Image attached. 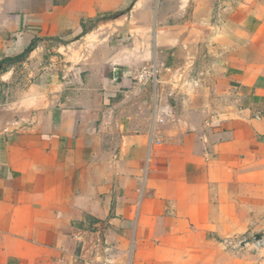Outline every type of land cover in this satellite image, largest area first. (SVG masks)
Returning a JSON list of instances; mask_svg holds the SVG:
<instances>
[{"label": "crops", "instance_id": "0c3cea01", "mask_svg": "<svg viewBox=\"0 0 264 264\" xmlns=\"http://www.w3.org/2000/svg\"><path fill=\"white\" fill-rule=\"evenodd\" d=\"M195 55L223 109L165 126ZM261 190L264 0H0V264H207Z\"/></svg>", "mask_w": 264, "mask_h": 264}, {"label": "rangeland", "instance_id": "374dc122", "mask_svg": "<svg viewBox=\"0 0 264 264\" xmlns=\"http://www.w3.org/2000/svg\"><path fill=\"white\" fill-rule=\"evenodd\" d=\"M130 12L122 16V20L126 23L122 30H128V36H131L135 32L131 31L133 25L130 23V20L137 18L136 12L134 16ZM151 13L152 11L149 9L147 11L149 19L152 17ZM115 29L112 26L105 29V32L102 29H95L96 31L88 37V41H100L103 37H107L106 35H111V38H109L111 39L110 43L112 45L115 42L114 38H118L121 35V29ZM204 45L205 43H200L197 46L198 50L201 52L205 50ZM104 46L107 47L106 43L105 45L101 43L98 47L102 49ZM84 48L85 45L82 43L76 50L79 52L83 51ZM197 48L195 49L197 50ZM69 50L71 52L74 51L70 47L67 51L65 50V53ZM110 50V47H107V51ZM68 58L69 56L67 54H62L60 57V59H65L60 63L67 71L76 62V58H70L72 61L67 60ZM177 63L178 66L176 68H178V71L176 72L175 70L170 71L163 67L157 76L160 81L158 82L157 91L154 90L151 94L154 100H156L157 92L159 94L158 103L163 107L161 111L162 116L167 119L165 126L171 124L170 119L172 118L189 115L197 119H202L205 116L211 117L213 110L215 114L218 113L215 110H222L223 108L217 107L220 104L217 101L216 105H212L215 107L212 111L203 107L206 99L211 101L217 98L212 88V82L214 83V80H212L210 75L201 73L204 71L201 70L202 67L204 64H207L206 59L202 61L201 58L195 55V58L188 60L181 57ZM145 67L151 70L153 68L152 63H147ZM71 74L70 72L69 76ZM155 74H157V69ZM156 82L154 79V83ZM191 97L194 98V102H191ZM186 101H188V104H186ZM238 210L241 217L237 227L238 230L225 235L219 241L220 244L217 247L210 248V252L206 253L208 255L207 264H264V190L258 193L252 192V196L242 194L238 197ZM259 236L262 237L260 238Z\"/></svg>", "mask_w": 264, "mask_h": 264}, {"label": "trees", "instance_id": "16d2710c", "mask_svg": "<svg viewBox=\"0 0 264 264\" xmlns=\"http://www.w3.org/2000/svg\"><path fill=\"white\" fill-rule=\"evenodd\" d=\"M33 45H30L23 54L19 55L18 57H23L25 54H27L31 49H32Z\"/></svg>", "mask_w": 264, "mask_h": 264}, {"label": "water", "instance_id": "95a60500", "mask_svg": "<svg viewBox=\"0 0 264 264\" xmlns=\"http://www.w3.org/2000/svg\"><path fill=\"white\" fill-rule=\"evenodd\" d=\"M123 14H125V12L120 13L119 16L123 15ZM119 16H117V17H119ZM259 237L261 238L262 236H259Z\"/></svg>", "mask_w": 264, "mask_h": 264}, {"label": "built area", "instance_id": "2783aa9c", "mask_svg": "<svg viewBox=\"0 0 264 264\" xmlns=\"http://www.w3.org/2000/svg\"><path fill=\"white\" fill-rule=\"evenodd\" d=\"M154 74V72H152Z\"/></svg>", "mask_w": 264, "mask_h": 264}]
</instances>
